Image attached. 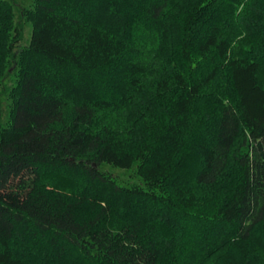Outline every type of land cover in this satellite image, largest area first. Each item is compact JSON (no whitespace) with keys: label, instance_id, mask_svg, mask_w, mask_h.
I'll return each instance as SVG.
<instances>
[{"label":"trees","instance_id":"16d2710c","mask_svg":"<svg viewBox=\"0 0 264 264\" xmlns=\"http://www.w3.org/2000/svg\"><path fill=\"white\" fill-rule=\"evenodd\" d=\"M258 1L185 0L177 19L161 16L160 7L145 6L153 21L146 32L151 39L166 36V29H172L169 20H177L181 70L154 87L166 119L150 122L147 140L129 147L115 134L95 133V114L115 110V102L88 99L79 107L68 106L61 88L66 71L87 75L111 67L130 88H138L144 69L122 60L129 48L126 40L58 12L55 0H35L16 102L9 122L0 115V264H27L12 250L18 229L34 247L47 241L58 257L74 248L88 264H191L173 259L183 242L170 230L174 221L202 229L206 235L199 251L204 255L221 242L220 250L228 241L225 236L252 239L264 226V10L252 9ZM129 23L138 35L145 29ZM238 34L241 40L233 41ZM21 37L22 30L15 28L0 57V73ZM245 38L253 41L245 43ZM210 61L209 72L199 77L200 64ZM221 70L227 72L231 102L219 108L212 137L206 139L200 130L187 152L197 102ZM72 108L73 123L64 118ZM240 135L242 151L237 149ZM229 162L234 170L229 191L203 207L195 189L216 185ZM110 170L131 172V181L122 182ZM79 181L105 195L70 201L73 196L63 192L75 194ZM84 204L87 216L81 214ZM134 204L152 209V229L142 226ZM152 231L158 239L148 237ZM219 232L224 233L221 239ZM256 243L259 252L248 262L264 264V234Z\"/></svg>","mask_w":264,"mask_h":264},{"label":"rangeland","instance_id":"374dc122","mask_svg":"<svg viewBox=\"0 0 264 264\" xmlns=\"http://www.w3.org/2000/svg\"><path fill=\"white\" fill-rule=\"evenodd\" d=\"M184 2L185 0H141V3H138V0H129V2L121 4L120 0H55L58 12L80 20L81 23L86 25L101 26L113 34L124 37L129 48L122 60L133 61L144 69V75L140 79L141 83L135 89L130 88L125 83L122 74L112 67L87 75L75 71L63 73L61 88H63L68 106L74 104L75 107H79V102L88 99L93 101L95 99H106L118 105L115 110L95 114L94 129L97 130V132L95 131L96 135L101 136L103 133L115 134L129 147H136L147 140L146 128L150 122L166 119V109L156 99L154 87L161 79L181 70L179 41L175 32L177 28L179 29V26L177 20H169V22H172L170 24L172 29H166L168 34L157 40L151 39V35L148 36L146 32L147 27L153 21L144 11L148 10L145 6H157V8H161V16L164 13L168 16L173 15L177 19L182 13ZM0 5L4 9L0 13L2 19L0 21V57L3 56L4 47L11 45L14 29L20 28L22 30L21 41L15 46L11 55L6 54L2 66L3 70L0 73V115L2 121L7 123L10 120V110L16 102L15 91L19 85L21 66L23 65L22 59L30 41L32 21L29 14L36 4L35 0H0ZM252 9L263 11L264 0H259L258 3L252 6ZM219 17L221 19L222 16ZM166 22L169 23L167 20ZM128 23L130 26H132L131 23H136L135 26H138L137 23L143 24L146 30L143 29L138 35V32H134L136 27H132L134 30H131L127 27ZM172 30H174V33ZM239 38H241V35L238 34L233 38V41L241 40ZM249 39L245 38L244 42L253 41V39ZM233 46L242 50L250 49L248 45L242 43L240 45L233 43ZM260 53L262 54V52ZM211 66V61L201 63L198 76L201 77L208 73ZM225 76L227 77L226 70H221L218 80L209 85L201 94L196 105L195 114L191 118L189 142L185 145V151L189 152L188 148H191L189 146L195 142L193 140L197 137L194 134L200 130H203L201 136L204 135L206 139L212 137L210 131H213L216 126L219 108L231 102V92ZM64 118H67V122H75L76 113L73 112V108L65 113ZM240 138L241 135L239 136L237 149L242 151L240 145L243 140ZM110 171L124 183L131 181V172ZM233 177V162H229L227 170H225L216 185L195 189L199 200L203 203L202 206L210 207L215 202L222 200L232 185ZM83 184L81 181L76 183L77 187L75 189L80 192L78 194L77 191L75 194H71L69 190L66 192L60 190V192L73 196L70 201L76 200L75 202H79L77 200L81 197H84V202H88L87 200L92 194L105 195L101 189L92 188L91 186L85 187L87 185ZM75 202L73 203L75 204ZM135 206L134 204L132 209L139 214L136 216H140L142 226L144 228L148 227L149 230L153 224H156L154 212L147 205ZM81 208L83 216L90 213L87 204H84ZM160 216L157 218H160ZM168 217L166 215L164 219L172 220L171 217ZM165 227L167 228V225ZM170 230H172L175 239H179V237L183 239L182 246L178 250L179 253L174 254L176 257L173 259L182 260L180 262H190L191 264H249L252 262H248L251 254H254V251H257L256 254L259 252L258 243L256 242L262 241V235L264 234V226H262V228L256 230L252 239L246 242L229 240L225 236L228 241L221 246L220 250H217V247L221 242L217 247L209 249L210 251L204 255V251H199V245L206 235H203L202 229L190 227L183 224L182 221H174V226L170 227ZM156 233L152 231L148 237L158 239ZM212 235L211 233L210 237ZM223 235L224 233L219 232L218 236L220 237L218 238H223ZM219 239H216L214 244L218 243ZM12 250L16 257L27 264H88L82 254L74 248L64 249L58 257V254L50 249L47 241H44L38 247H34L32 241L27 238L22 229H18L14 233Z\"/></svg>","mask_w":264,"mask_h":264}]
</instances>
